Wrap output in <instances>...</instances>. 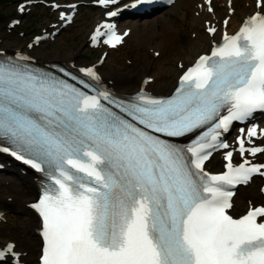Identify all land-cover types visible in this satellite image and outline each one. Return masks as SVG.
Wrapping results in <instances>:
<instances>
[{
    "label": "snow or ice",
    "instance_id": "obj_1",
    "mask_svg": "<svg viewBox=\"0 0 264 264\" xmlns=\"http://www.w3.org/2000/svg\"><path fill=\"white\" fill-rule=\"evenodd\" d=\"M118 2L98 0L104 8ZM254 5L166 98L90 94L93 85L69 73L77 83L0 57V153L48 178L29 205L42 219L41 264H264V205L249 202L239 218L229 211L232 189L264 176V164L234 165L226 151L225 172L205 170L214 151L230 148L224 137L234 123L264 113V0ZM127 35L104 24L91 39L107 36L115 48ZM80 71L99 80L91 68ZM239 131L241 157L264 153L246 147L258 138L255 126ZM15 248L0 245V264H21Z\"/></svg>",
    "mask_w": 264,
    "mask_h": 264
},
{
    "label": "rangeland",
    "instance_id": "obj_2",
    "mask_svg": "<svg viewBox=\"0 0 264 264\" xmlns=\"http://www.w3.org/2000/svg\"><path fill=\"white\" fill-rule=\"evenodd\" d=\"M62 1V0H59ZM195 0H190L189 3ZM182 2V0H181ZM220 3V1H217ZM15 5L14 3H2L0 2V31H3L4 25L8 22L9 19L14 17V14H12L13 11H15ZM244 7H248V2L245 0H237L235 2V9L238 11L237 19L241 16V13ZM180 8L189 9L186 6L177 5L171 9H168L162 16H157L154 18L147 19V21H138V20H129V21H121L120 26L125 27H134L135 31H138L140 33H143L147 30H151L150 33L145 35V37H142L138 40L139 47H136L137 41H127L126 45L123 46L120 51H114L110 52L106 59L105 68L102 71L103 75L108 76L112 73H119L120 76L125 77H133V75L136 74V72H141L140 67L143 66H150L152 65V69L149 70V74L154 76H159V74H163L166 81H173V71L175 70V59L178 55L177 53V44L183 32L178 31V27L180 26V21L177 18L178 13L180 12ZM16 13V12H15ZM95 14L87 13V16L85 17V20L81 23H75L73 26V29L69 33H62L63 30H61L57 36H55V41H49L47 43L42 44L40 51L44 53H50V55L55 54H62V53H69L70 51H76L78 48H80L82 53H84V56L81 57L80 61L83 62V64H87L89 60H95L99 54L93 53L89 51L88 47L84 49V36L87 32V30L90 28L91 20L93 19ZM56 15L50 13V9L45 8L43 10L42 7L36 6L32 7L31 12L28 14H25L21 17L22 22L21 25L16 29V31L13 33L14 38H20L21 43H25L27 39H29L32 35L33 37L46 30L47 32H54V28L52 27V24L55 22ZM158 19V25H155L154 22ZM150 22L149 27H145L144 25L146 23ZM164 22H167L166 25ZM164 25V26H163ZM28 27V28H26ZM26 29L25 32H23ZM162 29H167L169 32H172L173 38L172 42L170 43V47L168 48L167 52L162 53V55L159 58V61L155 64V68H153L152 60L150 55L147 54L146 47L148 43H155L157 46L163 47L164 43L163 40H165L163 37L164 33L162 32ZM155 30V31H153ZM23 33V35H21ZM155 34V35H154ZM46 46V48H44ZM39 51V52H40ZM81 53V54H82ZM148 55V56H147ZM162 59V60H161ZM161 60V61H160ZM130 61H132V64H128ZM60 62V61H56ZM163 62V63H162ZM164 62L166 64H164ZM139 78L135 81H137ZM135 82L131 84L130 86H133L131 88L135 87ZM161 81L157 79L155 82L154 87H158V84H160ZM11 173V172H9ZM6 177L7 175H3ZM14 185V183H13ZM9 189V190H7ZM5 190L6 193L9 191H12L11 188H7ZM4 195V194H2ZM7 194H5L3 197H6ZM33 198V197H32ZM31 199V198H30ZM16 200V199H15ZM33 200V199H31ZM30 200V201H31ZM9 206H0V209L2 212H8L7 215L9 224L6 227H11V231L14 234L13 239L15 240H22L21 236L22 232V223L20 216H17L15 214L16 209L18 206H20L19 202L16 200L15 204L10 201ZM7 209V210H6ZM18 210V209H17ZM18 212H20L18 210ZM22 213V212H21ZM24 220L27 218L25 214H23ZM20 238V239H19ZM27 242V241H26ZM27 246H30V242L26 244ZM38 251L36 252L37 256ZM35 256V257H36ZM35 260V259H34Z\"/></svg>",
    "mask_w": 264,
    "mask_h": 264
},
{
    "label": "bare ground",
    "instance_id": "obj_3",
    "mask_svg": "<svg viewBox=\"0 0 264 264\" xmlns=\"http://www.w3.org/2000/svg\"><path fill=\"white\" fill-rule=\"evenodd\" d=\"M190 0H179L175 5H182V6H188ZM254 0H248L249 2V10L248 11H243L241 13V15H245L248 14L249 12H253L254 11ZM201 2V0L199 1ZM174 5V6H175ZM174 6H171V8H173ZM198 9H202L204 12H202L201 14H199V18L197 20V22H199V20L201 18H204L206 16V10H204V8H201L200 5L197 3V7ZM198 9H196L195 11H199ZM61 14L64 15V13H60V17L58 20L61 21V23H67L68 22V18L64 15V19L61 18ZM213 14V13H212ZM212 14H210V16H212ZM209 23L215 24L216 21L213 18H210L208 20ZM234 22V20H233ZM166 25L168 24L167 22H164ZM155 25L158 24V19L154 22ZM235 23L233 24H229L230 28H233ZM164 26V25H163ZM63 28V27H61ZM151 30H147L145 31L146 36L148 33H150ZM155 31V30H153ZM162 32L164 33L163 37L165 40H163L164 46L161 47V51L163 53H165V51L168 50V48L170 47V43L172 42V32L168 31L167 29H162ZM155 35V34H154ZM0 51L3 52H14L18 55H22V56H30L33 57L34 59L37 60L38 63H45V62H50V61H60L63 62L65 64L71 65V66H75V67H87V66H93L94 67V71L96 73H98V69H100L101 64L99 61L94 60L92 63L87 64L85 66H82L81 64H79V56L81 55V49L78 48L76 51H70L69 53H62V54H55V55H50V53H44L42 52H37L35 50H30L25 46L22 45H18V44H13L11 42H8V38L5 35H1L0 36ZM160 51V55L162 54V52ZM114 52V51H112ZM177 55V53H176ZM163 63V62H162ZM164 64H166L164 62ZM145 65V64H143ZM141 66L139 70H141V72H136L135 75H133V77H125V76H116V75H109V76H102V80L103 83L110 87L111 89H113L116 92H120V93H132L134 91H137L138 89H142V90H147V91H151L153 94L158 95V94H167V92L170 90V88L173 85V81L171 80L166 81L165 82V77L163 74H159V76L157 75V79H159L161 81L160 84H158V87H152L151 84H145L143 83L142 79L143 77H146L145 74L147 72H149L150 70V66ZM176 75V69H175V73H174V77ZM173 77V80L175 79ZM139 78V80L137 81V83L135 82L137 79ZM135 82V87L131 88L133 86H130L131 84H133ZM220 164L219 159L217 156H215L212 160H210L208 162V167L210 168H214L215 165ZM217 169V168H216ZM11 171V173L6 172L5 175H7L6 177H9L13 182L14 185L11 187L12 191H9L7 194V196L13 195L14 198L19 202L20 206H18V210L20 212H18V210L16 209L15 214L17 216H20L21 218V223L23 224L21 229H22V236L20 241L17 242V246H16V252L20 253V261L21 264H37V260H36V252L38 251V249L40 248V243H39V239L38 237L35 236V227L38 226L36 217L31 213L28 212L27 210L24 209V203H29V201L31 199H33L34 197H36L37 195V188L36 185L33 181V179H29L26 176H21V174L17 171L18 176L16 175L15 172H13L12 170H8ZM5 177V178H6ZM257 189V192H256ZM1 190V189H0ZM9 190V189H7ZM244 194L246 195L244 197ZM33 197V198H32ZM31 198V199H30ZM264 201V196H262L259 193V186L258 187H254L253 190H251L248 194L246 192H243L240 194V197L238 200H236L237 206L235 207V212L238 211V209L240 208V206H244V205H250L249 202H251V204H255L258 202H263ZM22 212V213H21ZM25 214L27 216V218L24 220V215ZM4 235V233H2ZM5 241L2 238H0V242ZM29 244L30 242V246H27V242ZM39 252V251H38ZM38 256V255H37ZM35 259V260H34ZM9 264V263H8Z\"/></svg>",
    "mask_w": 264,
    "mask_h": 264
}]
</instances>
